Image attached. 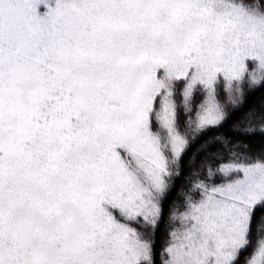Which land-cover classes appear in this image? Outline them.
Wrapping results in <instances>:
<instances>
[{"label": "snow or ice", "instance_id": "snow-or-ice-1", "mask_svg": "<svg viewBox=\"0 0 264 264\" xmlns=\"http://www.w3.org/2000/svg\"><path fill=\"white\" fill-rule=\"evenodd\" d=\"M0 264H264V0H0Z\"/></svg>", "mask_w": 264, "mask_h": 264}, {"label": "trees", "instance_id": "trees-1", "mask_svg": "<svg viewBox=\"0 0 264 264\" xmlns=\"http://www.w3.org/2000/svg\"><path fill=\"white\" fill-rule=\"evenodd\" d=\"M259 96H260V93H259V92H257V93H255V94L251 95V96L249 97V103H254V102H256ZM255 139L258 140L259 138H255Z\"/></svg>", "mask_w": 264, "mask_h": 264}]
</instances>
